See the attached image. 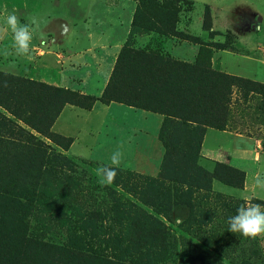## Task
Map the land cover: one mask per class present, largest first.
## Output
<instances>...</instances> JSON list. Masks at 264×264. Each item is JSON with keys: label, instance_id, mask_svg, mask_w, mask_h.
<instances>
[{"label": "rangeland", "instance_id": "rangeland-1", "mask_svg": "<svg viewBox=\"0 0 264 264\" xmlns=\"http://www.w3.org/2000/svg\"><path fill=\"white\" fill-rule=\"evenodd\" d=\"M52 1L0 0V29L8 30L4 19L9 12L36 13L43 4L51 8ZM164 1L107 0L111 6L104 10L112 18H94L92 25L111 30L110 45L119 47L110 55L97 52L93 60L86 59L87 65L63 72L68 87L58 85L54 69L31 65L8 52L10 30V37L0 42V73L97 98L120 52L140 50L194 63L203 45L212 69L246 81L230 87L224 131L252 138L257 151L264 152V63L255 61H264V52L255 49L264 47V17L256 20L234 9L248 6L264 16V0H188L192 9L181 11L176 27L186 38L159 31L155 7ZM204 12L215 36L203 30ZM39 19L40 32L46 18ZM48 41L40 39L38 46ZM215 43L224 49L215 50ZM230 69L240 75L230 74ZM3 88L0 82V91ZM20 99L0 95V264H264V236L248 239L228 231L227 224L242 203L264 202V191L254 185L256 171L264 176V153L255 165L243 166L247 188L236 189L210 178L222 162L202 152L206 132L204 149L229 152V141L216 129L206 128L197 154L193 148L172 153L160 134L164 115L96 101L89 110L66 105L83 110L78 111L82 116L95 108L79 118L86 145L70 149L74 140L66 137L72 140L66 149L63 142L46 139L13 114ZM104 106H111L106 116L99 113ZM19 129L43 143L41 154ZM52 131L65 137L53 126ZM118 147L124 157L117 176L111 185H101L97 168L110 164ZM37 194L42 195L40 201Z\"/></svg>", "mask_w": 264, "mask_h": 264}, {"label": "trees", "instance_id": "trees-1", "mask_svg": "<svg viewBox=\"0 0 264 264\" xmlns=\"http://www.w3.org/2000/svg\"><path fill=\"white\" fill-rule=\"evenodd\" d=\"M186 7L192 9V2L166 0L156 4L159 14L156 25L159 31L165 30L171 36L186 38L185 34L176 30L178 15ZM202 27L211 36L217 34L211 31L207 12H204ZM214 48L221 50L224 46L215 43ZM209 58V50L203 45L200 46L194 63L162 57L156 53L147 54L140 50L122 51L100 97L80 96L71 90L51 87L7 73H0V82L6 86L1 89L0 95L8 98L20 96L13 114L46 139L63 142L66 149H69L72 140L52 131L63 108L72 105L89 110L94 102L99 101L105 104L119 103L164 115L160 134L165 138L164 144L168 150L178 153L180 150L193 148V153L197 154L206 128L218 131L226 129L230 87L246 83L243 79L212 69ZM19 132L32 141V146L39 154L42 153L41 141H37L23 129H19ZM173 145L180 147L175 148ZM210 178L229 187L242 189L246 175L244 171L230 165L217 163ZM34 197L38 201L42 199L41 194ZM202 220L205 221L204 216Z\"/></svg>", "mask_w": 264, "mask_h": 264}, {"label": "crops", "instance_id": "crops-1", "mask_svg": "<svg viewBox=\"0 0 264 264\" xmlns=\"http://www.w3.org/2000/svg\"><path fill=\"white\" fill-rule=\"evenodd\" d=\"M55 4H43L41 9L36 13H30L28 11H15L16 15H21L26 24L30 25V29L33 35V41L30 48V53L27 57H21L29 60L31 65L39 64L46 69H54L57 71L58 85L61 87H68L69 81L64 80L63 72L68 69H80L83 65H87L86 59L92 60L96 57L97 52H101L103 55H110L115 51V48L119 47V43L110 45V39L113 34L111 30L107 31L101 25L96 27L92 25V19L99 17V19L112 18L111 12H107L104 9L109 8L107 0H55L52 1ZM46 10H42V8ZM241 7V6H239ZM237 7V8H239ZM238 13L245 16H254L256 20L263 18L261 12H257L248 6H242L237 9ZM44 15V16H43ZM39 16L46 18V25L38 29V23L40 22ZM259 18V19H258ZM99 29V32L96 30ZM111 27H109L110 29ZM0 42H4L10 37L9 31L1 26L0 29ZM43 38H49L48 42H45L40 48L38 46V40ZM255 49L264 52L263 46H256ZM12 52L17 57L13 47L7 50ZM233 55V54H231ZM240 59H252L245 56H238ZM109 56H107V60ZM116 57L114 58L115 61ZM237 61L235 58H233ZM104 60L103 64H106V68L109 69L108 61ZM259 61L264 63V61ZM101 66V67H100ZM6 71H11L9 66H6ZM102 69V63L98 62V69ZM106 69V70H108ZM227 70L230 74L240 75L234 71ZM67 84V85H66ZM104 88V87H103ZM111 106L105 107L103 115L106 116L110 111ZM93 108L92 111H94ZM78 111L81 109L72 108L70 106L64 107L57 121L53 125L55 132L63 134L65 137L73 138V143L70 147L73 148L75 144H83L82 128H80L79 118L89 116L91 112L82 116ZM75 122V124H74ZM210 131H207L202 143V152L205 151L206 155L212 157L218 162L235 167L239 170H244L243 166L247 164L255 165L260 161L261 154L264 152H258V143L255 145L252 138H246L238 133H231L228 131H217L218 135H222L229 141V147L227 153H222L223 150L210 149L207 146L204 149L207 136ZM92 141V140H91ZM91 141H87V146H91ZM246 175V172H245ZM257 175L255 172L254 177ZM246 180V179H245ZM247 188V182L245 181L244 190Z\"/></svg>", "mask_w": 264, "mask_h": 264}, {"label": "clouds", "instance_id": "clouds-1", "mask_svg": "<svg viewBox=\"0 0 264 264\" xmlns=\"http://www.w3.org/2000/svg\"><path fill=\"white\" fill-rule=\"evenodd\" d=\"M4 24L11 32L12 47L17 56L27 57L33 40L30 25L21 22L15 11H11L4 19ZM124 153L118 147L109 157L110 164H102L97 168V176L101 185H111L117 176ZM254 185L260 191H264V176L256 175ZM228 231L239 233L248 239H256L264 236V204L242 203L235 215L228 217Z\"/></svg>", "mask_w": 264, "mask_h": 264}]
</instances>
